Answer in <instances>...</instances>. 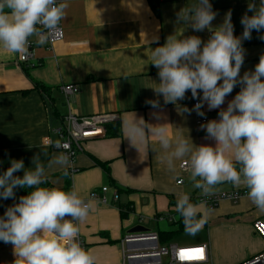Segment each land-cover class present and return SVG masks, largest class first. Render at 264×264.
Segmentation results:
<instances>
[{"label": "crops", "instance_id": "crops-1", "mask_svg": "<svg viewBox=\"0 0 264 264\" xmlns=\"http://www.w3.org/2000/svg\"><path fill=\"white\" fill-rule=\"evenodd\" d=\"M65 18L60 22L62 40L48 48H33V67L18 62L19 54L0 51V172L11 160H22L24 168L34 166L33 157L45 165V180L52 187L69 185L81 198L87 200L91 191L108 187L118 198L114 206H101L90 201L86 218L78 222L79 236L94 256V264L118 263L115 247L121 252V241L126 233L145 221H154L164 212L175 210L179 195L187 194L192 203L200 205L206 222L210 264H243L264 251L263 239L254 231L255 221H264V212L258 210L247 196L236 203L221 200L208 209L192 200L199 189L192 187L191 171H181L179 165L187 158L174 160L172 168L161 159L164 150L149 137L144 145L126 138L125 122L142 118L149 125H172L170 139L189 137L195 146L214 145L205 139V132L196 125L195 112L179 113L172 104L164 105L154 96L152 87L158 81L157 69L151 62L150 48L162 46L166 38L180 36L183 26L176 23V13L192 0H68ZM217 13L212 27L222 23L224 14L231 10L234 36L242 32L240 18L246 13L247 0H209ZM258 3V0H257ZM251 15V13H247ZM264 34L253 31L251 39L242 42L245 49L240 75L253 70L264 55ZM184 36L195 35L206 41L210 33L194 32L187 28ZM73 85L75 95H65L61 87ZM239 91L235 87L219 109H201L207 120L217 119V112ZM185 99L177 105L192 108ZM159 100L161 107L151 108L147 100ZM72 114L88 117L115 114L118 131L81 143L82 152L73 162L72 173L65 174L59 166L48 167L59 154L48 145L50 129ZM112 123V124H114ZM111 124V125H112ZM14 175L22 176L17 172ZM181 179V185L176 181ZM245 189L224 182L212 187L206 195ZM201 192V190H200ZM15 199L0 200V215ZM137 218L132 220V216ZM121 214L124 217H121ZM137 220V222H136ZM144 227V226H143ZM124 232V234H121ZM234 251L236 257L221 259L215 253ZM12 245L0 242V264H13Z\"/></svg>", "mask_w": 264, "mask_h": 264}, {"label": "clouds", "instance_id": "clouds-1", "mask_svg": "<svg viewBox=\"0 0 264 264\" xmlns=\"http://www.w3.org/2000/svg\"><path fill=\"white\" fill-rule=\"evenodd\" d=\"M68 7V0H0V51L27 54L30 37L43 45L48 34L59 31ZM216 15L209 0H192L176 13V23L183 26L181 35H170L162 46L150 48V64L158 70L159 81H152L153 94L161 97L164 105L176 106L179 113L195 112L203 117L202 108L219 109L225 97L239 87L217 112V119L200 125L205 139L214 145L195 146L183 136L170 139L168 128L172 125H149L134 114L125 122L126 138L135 141V145L131 143L135 148L154 138L164 150L161 159L168 168L174 160L187 158L192 187L203 194L224 182L243 185L247 198L264 212V55L253 70L240 75L245 56L242 42L250 40L253 31L264 29V0H247L239 36L233 35L231 10L222 23L212 27ZM189 27L194 32L207 30L210 35L206 41L184 36ZM259 39L264 41V34ZM186 92L197 101L191 109L177 105ZM145 103L153 109L161 107L159 100ZM34 160L30 170L22 160H11L0 172V200L15 199L16 189L30 190L0 215V242L12 245L13 264H94V256L78 240V222L86 218L91 202L75 190L43 187L46 166L38 157L34 156L32 163ZM52 165L67 174L68 155L57 154L47 166ZM21 171L22 176L14 175ZM200 209L187 194L177 198L175 210L186 234L195 235L206 222Z\"/></svg>", "mask_w": 264, "mask_h": 264}, {"label": "built area", "instance_id": "built-area-1", "mask_svg": "<svg viewBox=\"0 0 264 264\" xmlns=\"http://www.w3.org/2000/svg\"><path fill=\"white\" fill-rule=\"evenodd\" d=\"M62 38V31L59 25V31L48 34L47 40L43 45L50 48L53 43L61 41ZM35 41V37L29 38L28 52L27 54L18 55L17 60L19 63H26L31 67L35 65L32 64L34 60L32 50L34 47L38 46ZM61 91L67 96L75 95L77 93V88L73 85H65L61 87ZM186 93L188 101L193 106L197 101L191 99L190 93ZM116 120L117 116L115 114H98L88 117H78L68 114L60 121L57 127L50 129L48 145L51 149L68 155L70 160L68 172L72 173L74 158L78 153L82 152L81 143L103 136L106 127ZM207 121L206 117L198 116L195 113V122L197 126ZM179 168L181 171H191L187 162H182ZM181 183V179L176 181V185H181ZM107 191L108 187H101L97 191H91L86 201H96L101 206L114 205L117 201L118 194L115 191L112 193L111 198L108 199L105 195ZM246 193V188L238 191L222 192L216 195H206L202 193L200 196L194 197L193 200L195 201L197 199V202L211 209L216 207L217 203L221 200L236 203L242 196H247ZM160 218V216L155 218L154 222H158ZM162 219L168 220L169 223L173 221L171 217L165 215ZM252 226L254 231L264 241V226L261 225V222L255 221ZM78 240L85 249V244L80 236H78ZM263 255L264 251L254 258H260ZM164 257H167L168 264H210L209 250L208 246L205 244L188 247H178L170 244L165 248H160L157 233L151 231L128 234L125 235L121 241V264H163L162 259Z\"/></svg>", "mask_w": 264, "mask_h": 264}, {"label": "rangeland", "instance_id": "rangeland-1", "mask_svg": "<svg viewBox=\"0 0 264 264\" xmlns=\"http://www.w3.org/2000/svg\"><path fill=\"white\" fill-rule=\"evenodd\" d=\"M202 194V192H200L196 197L200 196ZM195 202L197 203V199L195 200ZM108 206H114V205H108ZM161 214V218L158 220V222H154V221H145L144 223H142V225L147 228L149 231L151 232H163V231H168V230H175L177 227L176 225H171L169 224L168 220L166 219H162L163 216H169L172 218L173 221H176L178 216L177 215H172L169 211L168 212H164V213H160ZM130 215L132 216V220L136 219L137 217L135 215H132L130 213ZM137 222V220H136ZM261 225L264 226V221L261 222ZM207 229H200L195 235H188L186 234V232H182L181 234H179L177 237L175 238H171L170 240H168V242L166 243H161L159 244L160 248H165L168 245H176L178 247H188V246H198V245H202V243L204 241H206L207 239ZM121 234H124V232H122ZM85 244V243H84ZM109 246H113L115 247V253L113 252V254L115 256H117L118 259V263L116 262V264H121V252H120V247L118 246V244H110ZM90 245H85V250L89 251L90 249ZM219 258L221 259H230L233 257H236L237 253L234 251V253L231 255L230 253H227L225 251L223 252H216L215 253ZM162 263L163 264H168V260L167 257H164L162 259Z\"/></svg>", "mask_w": 264, "mask_h": 264}, {"label": "trees", "instance_id": "trees-1", "mask_svg": "<svg viewBox=\"0 0 264 264\" xmlns=\"http://www.w3.org/2000/svg\"><path fill=\"white\" fill-rule=\"evenodd\" d=\"M106 130H107V133L108 135H114L117 131H118V125L117 124H110L106 127ZM66 175V174H64ZM43 187H49L51 188L52 186L48 183L47 180H45V183L42 185ZM61 190H64V191H69V185L68 186H64L62 188H59ZM15 191V201L17 202V199L20 197V196H24L27 194L26 191H30L29 189H26V190H21V189H16L14 190ZM193 200V199H192ZM171 213V212H170ZM172 214V213H171ZM177 215L178 218L176 221H172L171 223L169 224H173V225H176V229L175 230H168V231H163V232H157V236H158V243L161 244V243H167L168 240H170L171 238H175L177 237L179 234H181L182 232H184V225H183V222H182V218L180 217L179 213H177L176 211H174L173 215ZM161 216V215H160ZM121 217H124L123 214H121ZM261 254V253H260ZM259 254V255H260Z\"/></svg>", "mask_w": 264, "mask_h": 264}, {"label": "water", "instance_id": "water-1", "mask_svg": "<svg viewBox=\"0 0 264 264\" xmlns=\"http://www.w3.org/2000/svg\"><path fill=\"white\" fill-rule=\"evenodd\" d=\"M67 218V217H66ZM149 230L141 225L132 227L126 234H134V233H144L148 232ZM243 264H264V255L261 256L260 258H254L250 261H247Z\"/></svg>", "mask_w": 264, "mask_h": 264}]
</instances>
